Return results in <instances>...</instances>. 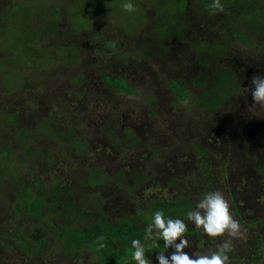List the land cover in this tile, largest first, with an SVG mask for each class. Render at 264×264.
<instances>
[{"label":"rangeland","instance_id":"374dc122","mask_svg":"<svg viewBox=\"0 0 264 264\" xmlns=\"http://www.w3.org/2000/svg\"><path fill=\"white\" fill-rule=\"evenodd\" d=\"M124 2L0 0V264H42L46 252L55 264H99L85 245L70 254L76 259L65 257L52 222L89 236L97 249L114 242L115 232L136 230L131 236L145 245L150 264H159V252L170 259L174 249L162 239L159 247L145 239L138 212L151 218L146 228L156 211L193 228L184 234L192 258L227 239L233 258L252 251L256 233L264 243V110L251 108L245 90L253 76H264V0H221L225 12L216 14L212 0H186L193 10L180 25L151 0H130L131 13ZM11 24L18 30L6 39ZM239 30L243 39L233 37ZM121 55H136L126 73L131 64L116 68ZM180 64L188 79H199L183 99L167 86ZM105 70L125 73L134 92L109 88ZM216 190L240 224L238 238H210L187 219ZM126 222L135 227L116 231ZM23 239L26 254L18 250Z\"/></svg>","mask_w":264,"mask_h":264},{"label":"trees","instance_id":"16d2710c","mask_svg":"<svg viewBox=\"0 0 264 264\" xmlns=\"http://www.w3.org/2000/svg\"><path fill=\"white\" fill-rule=\"evenodd\" d=\"M151 1H152L151 6H155L156 11H158V13L161 12V14H163L165 12V17L172 19L175 22V24L178 23V25H180V23L182 24L184 21H186L187 17H190V14H189V12L186 11V9L188 8L189 9L188 11L193 10V8H191V7L189 8V2H186V0H170L169 3L167 2V0H165V1L164 0H151ZM161 1H164V2H161ZM195 1L201 2L202 0H195ZM108 4L114 8L118 7V6H116V4H113L112 1H110V3H108ZM169 4H170V6H168ZM172 6H174V10H172L174 12V14L173 15L172 14L167 15V12L171 13V9L169 7H172ZM165 7L167 9H165ZM195 7H200V6H195ZM194 12H196V14L194 15V19H197L198 18L197 13H199V12H197V8L194 9ZM18 13L19 12H17V16H18ZM182 13L186 14L187 17L185 16L184 18H182V21L179 22V19L182 17ZM6 15L7 14H5V11H4V13L2 15L4 17V19H6ZM92 15H93V13H92ZM58 16H60V15H58ZM17 23H19V21ZM52 24H53V26H51V28L56 26V23L54 21H52ZM76 24L74 22V27H75V29H78V31H79L81 29V27L83 26L82 22H79L77 20ZM9 26H10V29L8 28ZM9 26L4 30L3 36L6 39L7 38L13 39V37L15 36V33L18 30V27H17L18 25H15V24L12 25L11 24ZM260 26L262 27V25H260ZM11 27L14 29V31H11ZM251 32H250V35H251ZM174 35L177 36V38L181 37L179 32L177 34H174ZM233 37L243 39V36L241 35L240 30L238 32L234 33ZM61 39H65V38H61ZM108 44H112V42H108ZM23 45H25V43H23ZM17 46H20V48H19L20 50L24 49V48L27 49L26 47H24L22 45H17ZM177 55H178L177 58L179 57V59L182 61L180 63H184L182 60L184 56L183 57L179 56L180 55L179 52ZM135 56L136 55H134V56L131 55V57H128L125 55H121L120 58L123 59V61L121 62V64H117L116 68L121 69V66L123 68V64H126V66L131 64V62L133 60H135L134 59ZM132 67H133V64L129 65V67L127 66V68L125 69V73L127 71H130L132 69ZM186 67H188V65H186ZM96 68L98 69V67H96ZM106 68H108V66ZM183 71H185L184 65L180 64V66L179 65L176 66L175 69H173V71H172V75L167 80L168 88L174 93V96L176 98H180V99L186 98L188 92L191 91L190 89H192L191 86L194 85L196 80H199V79H194L193 76H191V75H189V79H188V75L185 74ZM125 73L121 74V71H120V74L119 73L113 74L112 72L108 74L106 71L105 73H102L103 74L102 79H104L106 85L109 88L114 89L116 91H120V92L124 91L127 94H132L134 92V88L130 84V80L125 77ZM192 75H193V73H192ZM189 84H192V85H189ZM231 123H232V121H231ZM233 125H235V124H233ZM5 152L6 151H2V153H1L2 158H3L2 155ZM201 152H202L201 150H198V153H201ZM9 163H12V161H10ZM111 168L115 169L116 165H112ZM11 171H12V169H9V172H11ZM258 172H260L259 174L262 176L261 177V183L264 186V165L259 166ZM27 189L28 188L26 187L23 190V192H24L23 198H26V196L28 195V193L26 192ZM156 206L159 207V205L155 204L154 209ZM161 207H162V204H161ZM192 207H193V204H191L190 206H187L188 209L192 208ZM159 209H160V207H159ZM140 213H141V217L143 215H145V219L143 221L141 220V222H140V224L144 227L143 231H145L147 223H149L151 221V218L148 217V214H143L142 212H138L137 215H139ZM126 223H127V225H125V226L117 225L116 231L120 227L121 228L127 227V229H131V226L134 225V224H130L129 222H126ZM52 226L55 230L54 232L57 234L56 239H57L58 243L61 242L62 246L63 247L65 246L64 253L66 252V255H67L65 257H69L70 260L72 258H74V259L77 258V256H76L77 254H74V255H70V254L76 250H79L81 248V245H85L86 246V252H91V251L96 252V254L99 256V258H98V261L100 260L99 264H124L125 261H127V264H136V262L133 259H131V255H130V253L133 252V249L131 247V241L134 239V236H131V235H136V233H137L136 230H135V232L127 230V234L124 233L126 235L123 234L122 236L118 235V233H116V232H115V234H111V235L109 234L112 237L114 236L115 241L113 242V240H111V238H108L110 240V243L107 246H105L104 248L97 249L93 245V240H91L89 238V236H85L83 233H81L80 237L76 236V233L73 234L72 229H69L66 224H64V223L59 224L58 222H54V223L52 222ZM133 227H135V225ZM187 231L188 232H190V231L194 232L193 228H188ZM201 239L203 240V238L200 237V240ZM39 240H37L38 245L41 244V242ZM250 240H252L251 237H250ZM79 241H81V242L84 241V242H83V244H80ZM157 241L158 240H156L155 242H157ZM151 244L152 245L154 244V240H151ZM254 245H255V247H253ZM251 247H253L252 251H249L246 256H242V257L235 256L234 257L235 259L228 253L229 259H234V261L237 262L238 264H249V262H247V260H249L248 258H252V259L254 258L255 260H257L259 258H262V259L264 258V243H263V240H262L259 233H256L254 240H252V242H251ZM30 249H31V246L29 245V243L25 242L24 239L22 240V242L20 244H18V250L22 251V253H24V254H26L25 252H28ZM39 249L41 251L42 246ZM61 250H62V248H61ZM214 251H217V247L216 248L214 247ZM257 256H259V258H257ZM42 258H44L46 260V262L42 263V264H55V261L51 258L50 253L46 252L45 257H42Z\"/></svg>","mask_w":264,"mask_h":264},{"label":"clouds","instance_id":"9594fccd","mask_svg":"<svg viewBox=\"0 0 264 264\" xmlns=\"http://www.w3.org/2000/svg\"><path fill=\"white\" fill-rule=\"evenodd\" d=\"M121 8L129 13L136 11L135 5L130 0H125L121 4ZM209 8L213 14L225 12V6L221 0H212ZM251 84L254 86L253 88L245 89L246 92H251L254 101L251 108L264 110V76H253ZM186 215L196 229H202L210 238L224 235L230 238H238L241 234L240 224L233 218L229 203L220 190L204 194L196 205V210L189 211ZM153 229L156 230L155 237H153ZM187 230V225L181 219L166 218L163 211H156L153 214L152 222L145 230V239H153L154 247H159L155 241L162 239L165 249H174L170 259L164 252H159L157 256L159 264H227L228 253L232 251L233 247L232 239H227L222 244H218L217 251L209 254H196V258H192L185 252V249L190 246L189 240L184 238ZM104 246L101 245V247ZM131 247L133 249L132 259L136 264H150V260L146 257L145 245L140 240H132Z\"/></svg>","mask_w":264,"mask_h":264}]
</instances>
